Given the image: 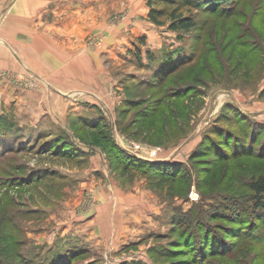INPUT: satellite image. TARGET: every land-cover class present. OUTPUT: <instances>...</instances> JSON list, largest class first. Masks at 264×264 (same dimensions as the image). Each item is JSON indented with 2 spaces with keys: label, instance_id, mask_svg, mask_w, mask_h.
<instances>
[{
  "label": "rangeland",
  "instance_id": "obj_1",
  "mask_svg": "<svg viewBox=\"0 0 264 264\" xmlns=\"http://www.w3.org/2000/svg\"><path fill=\"white\" fill-rule=\"evenodd\" d=\"M57 1L52 67L0 65V264H264V0Z\"/></svg>",
  "mask_w": 264,
  "mask_h": 264
},
{
  "label": "crops",
  "instance_id": "obj_2",
  "mask_svg": "<svg viewBox=\"0 0 264 264\" xmlns=\"http://www.w3.org/2000/svg\"><path fill=\"white\" fill-rule=\"evenodd\" d=\"M64 5L57 0H0V65H9L12 54L32 71L52 67L49 57L59 55V25L68 30L73 24Z\"/></svg>",
  "mask_w": 264,
  "mask_h": 264
},
{
  "label": "trees",
  "instance_id": "obj_3",
  "mask_svg": "<svg viewBox=\"0 0 264 264\" xmlns=\"http://www.w3.org/2000/svg\"><path fill=\"white\" fill-rule=\"evenodd\" d=\"M209 2L212 3L215 6L218 5L217 4L218 2H216V0L213 1V2H212V0H209ZM217 10H218L217 7H213L211 9V11H213V12L214 11H217ZM222 10H225L226 11V12L224 11L222 13L224 15H227V16H231L234 13L233 10H229L228 8L227 9L226 8H223ZM174 11L175 10H173L171 12V14H170L171 21L168 24V28L170 30H175V31L176 30H183V31H187V30H189L190 28L193 27L194 22H193V20H192L191 17L184 16L182 14H174L175 13ZM147 15H148V18L151 21H153L155 23H160L159 20H158V17L164 15V10H162V9H155L153 7H150ZM237 46L238 47H244L246 45H244V42H240L239 45H237ZM239 49H242V48H239ZM213 51H214V54H215L216 53L215 49ZM148 54L151 57L150 52H148ZM219 56H220V52H219V54H216V58H218ZM166 59H164L162 62H160V65L158 66V69L159 70H162L161 72H164L163 75H165L168 72L174 71L178 67H181V66L185 65V63H187L188 61H190L192 58H189V57L184 58V59L183 58H179L178 60H176V58L173 59V60L172 59H170V60L167 59L166 60ZM180 60H182V61H180ZM225 106L226 107L223 109L222 113H224V117L229 118L230 115H225V112L228 110V108H230V107H228L230 105H229V103H226ZM234 114L235 115H238V114L243 115L240 112L239 109L238 110H235ZM246 117H250V116L248 115ZM108 143H109L110 147L115 146V144L111 140ZM246 186H247L248 190L250 191V197L252 198V204H253V207L252 208L255 209V210H259V209L260 210H264V174H259L257 176L250 177V179L248 180ZM192 241L195 242V239H193ZM64 260L65 259H61V261H64Z\"/></svg>",
  "mask_w": 264,
  "mask_h": 264
}]
</instances>
